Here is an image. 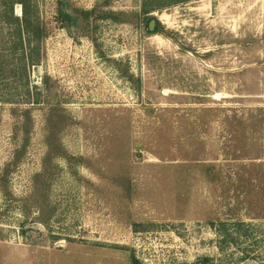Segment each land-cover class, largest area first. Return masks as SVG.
<instances>
[{
  "label": "rangeland",
  "instance_id": "rangeland-1",
  "mask_svg": "<svg viewBox=\"0 0 264 264\" xmlns=\"http://www.w3.org/2000/svg\"><path fill=\"white\" fill-rule=\"evenodd\" d=\"M22 1L0 264H264V0Z\"/></svg>",
  "mask_w": 264,
  "mask_h": 264
},
{
  "label": "trees",
  "instance_id": "trees-1",
  "mask_svg": "<svg viewBox=\"0 0 264 264\" xmlns=\"http://www.w3.org/2000/svg\"><path fill=\"white\" fill-rule=\"evenodd\" d=\"M15 2H17L18 4L23 6V8H24V12H23L24 18H25V21H27L29 19V17H30L29 16V11L26 9V6H25V4L23 3L22 0H10V2H7V3H9V7H10L9 10H10L11 18H6V21L7 22H18V23L24 21V19L21 20L20 18L15 17V15H14ZM146 14L148 15L149 13H146ZM83 15L87 16V14H84V13H83ZM62 18L66 22H69V20H70L69 16L67 15V13L65 11L62 12ZM148 20L151 22L152 20H155V19H151L150 18ZM150 22H149V24H150ZM156 23H157V28L155 29L154 32L158 33L159 32V29H158L159 23L157 21H156ZM200 264H205V263H200Z\"/></svg>",
  "mask_w": 264,
  "mask_h": 264
},
{
  "label": "water",
  "instance_id": "water-1",
  "mask_svg": "<svg viewBox=\"0 0 264 264\" xmlns=\"http://www.w3.org/2000/svg\"><path fill=\"white\" fill-rule=\"evenodd\" d=\"M155 26H156V22L155 21H151L150 22V31H154Z\"/></svg>",
  "mask_w": 264,
  "mask_h": 264
}]
</instances>
